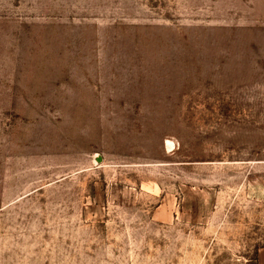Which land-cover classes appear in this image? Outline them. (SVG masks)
Masks as SVG:
<instances>
[{"label": "rangeland", "instance_id": "rangeland-1", "mask_svg": "<svg viewBox=\"0 0 264 264\" xmlns=\"http://www.w3.org/2000/svg\"><path fill=\"white\" fill-rule=\"evenodd\" d=\"M0 264H264V0H0Z\"/></svg>", "mask_w": 264, "mask_h": 264}]
</instances>
